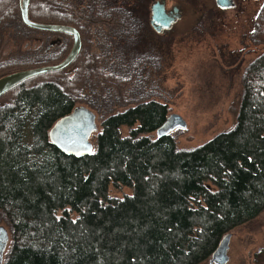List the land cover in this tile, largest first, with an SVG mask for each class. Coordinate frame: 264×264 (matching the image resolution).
<instances>
[{
	"label": "trees",
	"instance_id": "obj_1",
	"mask_svg": "<svg viewBox=\"0 0 264 264\" xmlns=\"http://www.w3.org/2000/svg\"><path fill=\"white\" fill-rule=\"evenodd\" d=\"M96 1L87 4L91 17L100 8L110 14L143 9L142 1ZM29 17L76 27L83 46L74 62L83 59L92 27L74 3L31 0ZM18 21L24 24L20 0H0V29ZM253 34L264 42V4ZM63 36L55 53L1 63L0 77L61 62L73 44L71 35ZM91 71L83 66L73 76L70 68L47 72L0 97V220L13 233L3 264L210 260L226 234L264 212V53L243 72L233 129L193 149H178L171 134L157 136L169 108L146 100L105 115L89 154H65L51 132L79 106L83 76ZM112 186L133 194L111 196Z\"/></svg>",
	"mask_w": 264,
	"mask_h": 264
},
{
	"label": "rangeland",
	"instance_id": "obj_2",
	"mask_svg": "<svg viewBox=\"0 0 264 264\" xmlns=\"http://www.w3.org/2000/svg\"><path fill=\"white\" fill-rule=\"evenodd\" d=\"M89 1L65 0L66 6L74 3L78 15L89 18L84 22L92 27L83 59L67 68L70 76L83 66L92 69L83 76L77 105L96 114V133L105 115L146 100L167 104L169 115L178 114L186 121V127L171 132L178 149L196 148L233 129L241 105L243 72L264 53V42L257 43L253 34L264 0H235L236 6L224 11L215 0L190 4L179 0L182 16L167 34L157 33L149 24L154 0L146 1L144 23L148 29H141L142 17L126 18L124 10L114 16L115 10L110 14L100 8L91 17ZM167 3L172 6L174 2ZM57 39L60 43L48 47ZM64 43L59 34L32 29L19 21L10 23L0 29V64L55 53ZM122 132L127 135L129 129L124 126ZM131 194L128 187L110 188L114 197ZM0 225L6 227L9 237L4 263L13 233L7 221L0 220ZM231 233L227 264H264V212Z\"/></svg>",
	"mask_w": 264,
	"mask_h": 264
},
{
	"label": "water",
	"instance_id": "obj_3",
	"mask_svg": "<svg viewBox=\"0 0 264 264\" xmlns=\"http://www.w3.org/2000/svg\"><path fill=\"white\" fill-rule=\"evenodd\" d=\"M31 0H20L21 18L23 23L36 30L69 34L73 37L72 47L67 56L57 64L17 70L0 77V97L10 89L34 76L47 72L60 71L67 68L78 57L82 50L83 42L79 30L71 25L57 23H43L33 21L29 17V4ZM222 8L234 6V0H216ZM186 127V121L178 114H171L157 129V136L163 137L171 134L177 128ZM96 114L84 107L77 106L71 113L61 118L52 129V142L67 155L85 156L93 150L91 136L96 132ZM232 233L226 234L213 252L210 263L227 264L230 256V240ZM8 230L0 225V264H3V253L8 243Z\"/></svg>",
	"mask_w": 264,
	"mask_h": 264
},
{
	"label": "flooded vegetation",
	"instance_id": "obj_4",
	"mask_svg": "<svg viewBox=\"0 0 264 264\" xmlns=\"http://www.w3.org/2000/svg\"><path fill=\"white\" fill-rule=\"evenodd\" d=\"M120 1H122V0H120ZM124 1H131V0H124ZM134 1H142L144 3L143 9L137 10L135 12L125 11L126 18L140 19L142 17L140 20V22L142 24L141 29H148V24L144 23V18L146 19V15L148 17V10L145 11L147 0H134ZM170 1L174 2V3H172L173 4L172 6H168L167 0H154L153 1L154 3L150 6L149 24L151 25L152 29L154 31H156L157 33L167 34L166 32L171 31L175 22L178 21L182 16V13H181L182 7L179 4H177L180 1L179 0H170ZM183 2L186 4H190L193 2V0H183ZM215 3L217 5V7L220 8L222 11H224L225 9H228V8L220 7L217 4L216 0H215ZM235 6H236V1L234 0V6L233 7H235ZM229 8H232V7H229ZM118 13H119L118 10H115L114 16H116ZM128 24L134 26V23H131V21ZM125 25H127V23H125ZM49 33L50 34H59L61 36L64 35L62 33H53V32H49ZM64 38H66V36H64ZM60 41H61L60 39L52 41L48 47H51L53 44L57 45L58 43H60ZM6 247H7V245H6ZM212 264H214V263H212Z\"/></svg>",
	"mask_w": 264,
	"mask_h": 264
}]
</instances>
